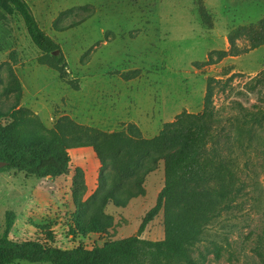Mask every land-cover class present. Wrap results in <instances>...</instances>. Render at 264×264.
Returning <instances> with one entry per match:
<instances>
[{"label":"rangeland","instance_id":"374dc122","mask_svg":"<svg viewBox=\"0 0 264 264\" xmlns=\"http://www.w3.org/2000/svg\"><path fill=\"white\" fill-rule=\"evenodd\" d=\"M27 1L40 27L61 46L68 67L62 77L41 65L42 53L23 19L0 9V107L7 111L17 103L14 94L2 93L13 70L22 86L20 106L42 124L25 130L20 140L39 143L43 136L41 143H49V130L59 121L83 127L87 141L131 126L152 140L179 114L203 110L208 78L225 82L236 74L214 100L218 115L234 123L246 197L207 227L192 256L196 264H264V123L251 133L243 125L247 110L264 108V83L257 81L264 45L253 48L245 31L236 41L241 54L219 59L218 52L231 46L214 33L226 19L238 28L258 25L264 0ZM76 21L83 22L60 29ZM69 154V171L57 178L0 170V238L69 250L138 234L164 187V161L146 176L141 195L117 205L101 198L115 182L112 166L102 169L93 146L72 147ZM141 237L165 238L163 210Z\"/></svg>","mask_w":264,"mask_h":264},{"label":"trees","instance_id":"16d2710c","mask_svg":"<svg viewBox=\"0 0 264 264\" xmlns=\"http://www.w3.org/2000/svg\"><path fill=\"white\" fill-rule=\"evenodd\" d=\"M0 9L23 19L32 41L42 53L39 63L64 77L67 58L59 43L40 27L28 1L0 0ZM82 22L76 21L60 29L66 31ZM245 31L253 48L264 45L262 20L256 26L235 29L229 36L230 50L218 52L219 59L241 54L236 41ZM235 75L225 82L208 78L203 110L196 114H179L174 121L166 123L152 140H144L139 131H134L135 127L131 126L128 132L102 134L93 140L96 134L91 141H87L82 138L89 137L88 133L82 132L83 127L59 121L49 130L51 142L41 143L42 136L38 143L19 139L25 130L42 124L30 109L20 106L22 86L11 70L2 93L6 96L14 94L17 103L7 111L0 107V162L6 163L1 169L23 171L40 178H57L69 171L70 148L93 146L102 169L112 166L116 172L113 174L115 182L105 187L101 197L103 201L123 205L128 199L141 195L146 176L157 169L160 161L165 163V184L136 235L103 246H79L69 250L38 241H16L5 235L0 238V264L18 261L50 264H196L192 253L202 241L207 227L224 213L233 211L238 202L246 197L243 170L232 142L234 123L232 118L218 115L214 100L217 91H224ZM258 75V83H264V68ZM221 83L224 86H220ZM263 123L264 108L247 110L243 114V125L251 126L246 130L248 133L253 132L255 125ZM122 162L127 163L120 166ZM103 177L101 172V182ZM128 181L138 188L137 191L126 184ZM162 210L165 238H142L147 225ZM262 259L264 261V257Z\"/></svg>","mask_w":264,"mask_h":264},{"label":"crops","instance_id":"0c3cea01","mask_svg":"<svg viewBox=\"0 0 264 264\" xmlns=\"http://www.w3.org/2000/svg\"><path fill=\"white\" fill-rule=\"evenodd\" d=\"M262 16V15H261ZM263 19V18H262ZM233 23H230L228 21V19H226V21L224 22L223 24V27L222 29H218V32H214L215 34L218 33V35L222 38V39H225L226 41L229 42V36L230 34L235 30L237 29L238 27H233L232 26ZM215 27V26H214ZM214 28H210L209 30H213Z\"/></svg>","mask_w":264,"mask_h":264},{"label":"water","instance_id":"95a60500","mask_svg":"<svg viewBox=\"0 0 264 264\" xmlns=\"http://www.w3.org/2000/svg\"><path fill=\"white\" fill-rule=\"evenodd\" d=\"M6 166V163L5 162H0V169L5 167Z\"/></svg>","mask_w":264,"mask_h":264}]
</instances>
